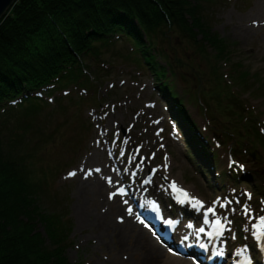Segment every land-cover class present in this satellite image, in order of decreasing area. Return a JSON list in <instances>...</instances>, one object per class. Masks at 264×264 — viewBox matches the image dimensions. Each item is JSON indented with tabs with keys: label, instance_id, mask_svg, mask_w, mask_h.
<instances>
[{
	"label": "rangeland",
	"instance_id": "374dc122",
	"mask_svg": "<svg viewBox=\"0 0 264 264\" xmlns=\"http://www.w3.org/2000/svg\"><path fill=\"white\" fill-rule=\"evenodd\" d=\"M258 1H200L203 23L210 32L209 37L215 42L219 40L216 43L226 48L222 52L225 59L219 58L218 45L214 43L205 47L209 59H201L191 45L180 40L173 38L169 45L170 56L175 64L180 65L175 71L178 77L176 89L195 129L200 132L205 130L211 137L209 128L216 125L219 147L215 155H210L212 175L207 170L206 175L199 171V160L187 149L170 119L165 102L154 92L152 74L144 66L133 63L131 56L134 54L130 52L133 45L123 42V39L103 50L101 60H93L90 64V78L93 81L90 92L96 103L89 105L83 99L80 102L76 95L71 104L62 98L65 105L59 108L56 100L46 98L44 101L51 105L43 106L34 115L16 114L14 111L19 109H14L12 114L1 116L0 135L6 157L10 155L17 160L24 156L30 181L34 184L45 182L44 196L38 195L39 205L45 212H53L58 217L62 215L70 226L64 243L69 264H136L138 260L144 264L149 260L141 251L142 257L139 253L135 256L136 253L125 251V247L133 242L130 232L126 233L130 235V240L121 242L120 248L114 245V240L109 237L111 232L104 231L102 224L100 231L78 226L74 213L75 206L79 204L74 196L78 181L73 180L69 173L81 166L83 159L93 151L102 154V162L119 163L115 186L124 188L123 193L119 192L123 197L132 202L131 196L137 195L145 202H153L154 206L142 209L144 214L139 215L134 208V215L146 224L142 226L151 237L153 234V243L163 247L161 261L165 262L169 257L180 258L186 264H198L191 254L178 253V250L183 252L181 247H171L161 242V236L156 237V231L154 233L152 229L155 227L160 235H167L166 223L174 220L177 222H172L176 225L175 231L186 227L182 230L190 229L187 236L193 235L192 239H195L196 231L201 233L199 229L202 225L206 226L202 234L207 235L213 227L203 224L201 219L206 207H213L215 214L208 217L226 227L219 247L225 248L227 258L238 264L243 261L246 263L242 264H264L253 248L251 224L255 221H250L242 211L247 207L255 217L264 215V25L258 24L247 34L237 30L240 27L238 18L251 11ZM257 20L264 21V16ZM250 23L251 16L242 24L250 27ZM212 77H216L217 87L223 92L222 102L225 103L227 95H231L241 104L245 119L242 116L241 122L236 119L239 130L245 125H252L250 130L258 133L250 138L255 139L257 161L246 153L249 146L243 144L236 147L235 153L230 147H235L232 142L237 140L231 134L229 121L232 118L227 119L224 110L219 111L216 103L210 100L207 92L211 89ZM185 88L186 92L183 91ZM190 89L194 94L196 92L195 98L188 96ZM87 96L90 95L84 94V97ZM211 116L213 122L209 121ZM241 136L244 137V134ZM121 150L125 155H120ZM130 157L134 158L131 163ZM141 158L144 163L137 169L135 164ZM126 168L129 171H124ZM132 172L136 175H131ZM239 173L248 176L250 182L244 183ZM120 179L126 182L122 183ZM174 188L187 193L188 201H185L187 198L182 200ZM87 206L93 213L95 205ZM104 209L106 207L102 205L97 206L95 213H102ZM162 210L167 212L168 218L162 216L164 222L161 220L156 224L151 215L158 214L159 218L163 215ZM110 220L113 221L112 217ZM218 226L224 229L222 224ZM40 231H43L41 227ZM213 250L209 249L203 264L210 262ZM221 263L214 261V264ZM146 264H158V261H148Z\"/></svg>",
	"mask_w": 264,
	"mask_h": 264
},
{
	"label": "trees",
	"instance_id": "16d2710c",
	"mask_svg": "<svg viewBox=\"0 0 264 264\" xmlns=\"http://www.w3.org/2000/svg\"><path fill=\"white\" fill-rule=\"evenodd\" d=\"M200 1L15 0L0 17V118L14 109H19L16 114L34 115L51 105L46 98L56 100L59 108L65 105L62 98L71 104L76 95L86 104L96 103L90 92V64L101 60L103 50L123 39L133 45V63L152 74L154 92L165 102L187 149L199 160V171L212 175L210 155L219 147L216 125L209 128L211 137L205 130L195 129L176 89L175 71L180 65L170 56L169 47L174 38L191 45L201 59H209L206 45L220 41L209 37ZM225 49L218 45L219 58H224ZM217 81L212 77L207 93L217 109L224 110L227 119L232 118L231 134L237 140L232 142L235 147H230L235 153L236 147L249 146L246 153L257 161L253 138L258 133L250 130L252 125L239 130L235 121L245 119L242 106L231 95L222 102ZM188 96L195 98L197 94L190 89ZM23 157H6L0 135V264H69L64 243L70 226L62 215L41 208L38 195L44 196L45 182L30 181ZM239 174L244 183L250 182L248 176Z\"/></svg>",
	"mask_w": 264,
	"mask_h": 264
},
{
	"label": "bare ground",
	"instance_id": "6f19581e",
	"mask_svg": "<svg viewBox=\"0 0 264 264\" xmlns=\"http://www.w3.org/2000/svg\"><path fill=\"white\" fill-rule=\"evenodd\" d=\"M250 16V27H245L242 23ZM262 16H264V0H259L251 11L238 18L240 27L237 28V30L240 33L247 34L252 32L258 24L263 26L264 21L257 20ZM101 155V153L93 151L83 159V164L81 166L73 170L72 173L75 174L70 175L73 180L78 181V185L74 191V196L79 201V204L74 208L78 226L81 228L92 227L94 230L100 231L102 224L105 229L104 231L111 232V236L109 237L114 240V245L120 248H122V245L120 244L121 242L124 243L130 240V235L128 234V236L126 234L127 232H130L132 233L130 237L133 238V242L131 246L125 247V251L128 253H136V256L137 253L140 254L141 251L143 255H146L145 258L149 259L148 261L152 262L153 260H157L158 264H186V262L180 258L173 259L168 257L165 262L160 260V257L163 255L162 252L164 251L163 247L153 243V234L151 237L148 230L142 226L146 224L141 223L135 218L136 215H134L135 209H137L139 215L142 213L144 214L142 209L145 206L152 207L153 202H145L137 195L131 196V199H133L132 202L129 201L128 198L123 197V194L121 193H123L124 188L120 191L119 188L121 186H115L118 181L116 170L120 167L119 163L115 162L111 164L108 161L106 163L102 162L104 158H100ZM97 169H99V171H97ZM89 173L91 174L89 175ZM109 180H111V183ZM119 181L122 183L126 182L122 179ZM178 192L182 194V191ZM110 196L111 198H109ZM92 203L95 205V209L97 206L101 205L106 207V209H104L102 213H95L94 209L92 213V211H89L87 206ZM198 205L199 204H197V206ZM162 212L163 215L159 213L161 215V217H159L160 221L162 220V216L164 218H168L167 212L163 210ZM111 217L113 219L112 222L110 220ZM161 222L164 221L162 220ZM172 222L177 224L176 221L170 220L168 224H171V226L169 229L166 228L167 235H160L155 227L152 229L154 233L156 231V237L161 236V242L165 245L167 244L171 247H181L183 249L182 255L185 253L191 254L193 257H202L203 260L207 258L208 250L214 248L224 254L220 261L222 262L221 264H238L227 258L224 248L219 247L220 244L218 237L211 234L208 237H203L196 231L195 239H192L193 235L187 236V234L190 233V229L185 231L182 229H186V227H183L181 230L175 231L176 225ZM101 235L103 236L102 232ZM116 239L118 240L117 244ZM142 253L140 254V257H142ZM148 261H145L144 264L148 263ZM136 264H143V261L138 260ZM239 264H242V262Z\"/></svg>",
	"mask_w": 264,
	"mask_h": 264
},
{
	"label": "snow or ice",
	"instance_id": "6c2138e0",
	"mask_svg": "<svg viewBox=\"0 0 264 264\" xmlns=\"http://www.w3.org/2000/svg\"><path fill=\"white\" fill-rule=\"evenodd\" d=\"M126 143V141H125ZM137 151H139V149H137ZM120 155H125V153L123 152V150H121ZM132 157L129 158V163L132 162ZM144 163L143 158L140 159V162L135 164V167L137 169H139L142 164ZM97 171H99V169H97ZM124 171H129V169H124ZM155 171V170H153ZM75 173H69V175H74ZM91 173H89L90 175ZM131 175H136L135 172H132ZM166 179V178H165ZM109 182L111 183V180H109ZM145 183H147V181H145ZM175 186V182H173V187ZM185 195H187V193H185ZM111 198V196L109 197ZM197 203H200L199 201H197ZM201 207H203V204L201 203L200 205ZM243 213L245 214V216H247L249 218L250 221H255L251 224V228H252V235L254 237V239H256L257 241H261L264 240V215H260L259 217H255L251 214L250 210L247 207H244L242 209ZM212 213L215 214V209L214 208H208L207 211L204 213L205 215V222H207V217L208 214ZM200 232H203L204 229L200 228L199 229Z\"/></svg>",
	"mask_w": 264,
	"mask_h": 264
},
{
	"label": "water",
	"instance_id": "95a60500",
	"mask_svg": "<svg viewBox=\"0 0 264 264\" xmlns=\"http://www.w3.org/2000/svg\"><path fill=\"white\" fill-rule=\"evenodd\" d=\"M15 0H0V17L6 12Z\"/></svg>",
	"mask_w": 264,
	"mask_h": 264
}]
</instances>
